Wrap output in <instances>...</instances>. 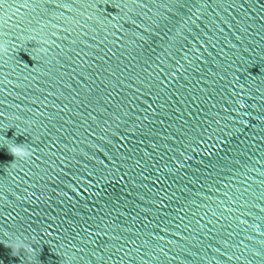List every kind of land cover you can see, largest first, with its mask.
Instances as JSON below:
<instances>
[{
	"label": "water",
	"instance_id": "1",
	"mask_svg": "<svg viewBox=\"0 0 264 264\" xmlns=\"http://www.w3.org/2000/svg\"><path fill=\"white\" fill-rule=\"evenodd\" d=\"M0 42V264H264V0H0Z\"/></svg>",
	"mask_w": 264,
	"mask_h": 264
},
{
	"label": "clouds",
	"instance_id": "2",
	"mask_svg": "<svg viewBox=\"0 0 264 264\" xmlns=\"http://www.w3.org/2000/svg\"><path fill=\"white\" fill-rule=\"evenodd\" d=\"M37 43L41 44H48V41L40 40L37 41ZM37 52L39 55L46 57L48 55V52L46 48H37ZM8 54V46L7 43L0 42V56H5ZM8 148V147H7ZM8 152L14 156L16 161H28L32 157V151L25 145H16L13 144L12 147L8 148ZM8 247L12 249L14 253H20L21 251L24 252H30L32 251L31 246L26 244L24 240L20 239L19 237H16L15 240L8 244Z\"/></svg>",
	"mask_w": 264,
	"mask_h": 264
}]
</instances>
